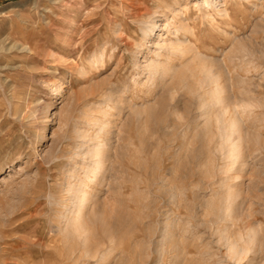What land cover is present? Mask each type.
Here are the masks:
<instances>
[{
    "label": "rangeland",
    "instance_id": "1",
    "mask_svg": "<svg viewBox=\"0 0 264 264\" xmlns=\"http://www.w3.org/2000/svg\"><path fill=\"white\" fill-rule=\"evenodd\" d=\"M250 226L264 264V0H0V264H239Z\"/></svg>",
    "mask_w": 264,
    "mask_h": 264
},
{
    "label": "bare ground",
    "instance_id": "2",
    "mask_svg": "<svg viewBox=\"0 0 264 264\" xmlns=\"http://www.w3.org/2000/svg\"><path fill=\"white\" fill-rule=\"evenodd\" d=\"M207 1V0H206ZM204 2V1H203ZM207 3V2H206ZM206 10V9H205ZM205 16V15H204ZM150 27V26H149ZM182 42V41H181ZM181 42L180 41H176V42H173L174 43V45L175 46H173L174 47V49H177V50H182L180 47H179V44H181ZM245 51V50H244ZM243 51V52H244ZM240 52V51H239ZM200 60V59H199ZM202 60V59H201ZM151 64H152V62H150ZM200 64H203V62L201 63L200 62ZM205 64V63H204ZM160 65V64H159ZM148 67H149V64H148ZM157 66H154V68L152 69L153 70V72H156V70H157V68H156ZM203 67H205V66H203ZM200 68H202V66L200 67ZM159 69V68H158ZM164 69V68H163ZM163 69H162V71H163ZM203 70H200L201 72H202V81L200 80V78L198 77V81L200 80L201 82H205L206 83V85H207V82H213V85H211L210 83H208L209 84V86L211 87L210 89H209V95H210V97H211V100L213 101L212 103H214V101L215 102H217V105H218V103L219 104H221L222 103V98H221V95H220V91H221V87L220 86H218L217 84H216V77H217V75H215L214 73H210L212 70H208V69H210V68H207V67H205V68H202ZM161 71V72H162ZM213 72V71H212ZM212 74V75H211ZM214 75H215V77H214ZM181 79V78H180ZM182 79H184V78H182ZM186 80V79H185ZM199 81V82H200ZM241 81H243V80H241ZM180 82V81H179ZM196 83V82H195ZM194 83V84H195ZM198 83V82H197ZM218 83V82H217ZM201 84V83H200ZM249 84H250V82H249ZM205 85V84H204ZM220 85V84H219ZM243 85V84H242ZM244 85H246L245 84V82H244ZM198 86V85H197ZM199 87V86H198ZM197 87V88H198ZM196 88V87H195ZM188 89V88H187ZM194 89V88H193ZM196 91V90H195ZM194 93V92H193ZM225 101V100H224ZM228 101H229V98H228ZM171 102V101H170ZM227 102V101H226ZM245 102V101H244ZM243 102V100H242V102L241 103H244ZM250 102V101H249ZM247 104V103H246ZM250 104H251V102H250ZM249 104V105H250ZM213 105V104H212ZM198 106V105H197ZM227 107V106H226ZM254 107H256V106H254ZM242 108H244V104H243V106H242ZM224 109H225V107H224ZM251 109V108H250ZM253 109V108H252ZM224 112H226V111H224ZM219 113V112H218ZM225 114V113H224ZM219 115H220V113H219ZM218 115V117L217 118H219L220 119V116ZM223 115V114H222ZM224 117V116H223ZM233 118V117H232ZM237 118V117H236ZM222 119V118H221ZM238 119V118H237ZM236 119V120H237ZM236 120L235 119H231L228 123H227V125H226V128L228 129V131L229 132H227L226 130H224V135H225V133H229V134H234V132H238V131H240V129H238L237 131H236ZM238 121V120H237ZM239 122V121H238ZM222 124H224L223 123V121H222ZM219 127H221V126H219ZM221 130H223V127H221V129H220V132H221ZM226 131V132H225ZM231 131H234V132H232L231 133ZM219 132V133H220ZM222 133V132H221ZM221 133H220V135H221ZM239 133V132H238ZM229 134L227 135V137H229ZM219 135V136H220ZM224 135H223V138H224ZM219 136H218V138H219ZM226 136V135H225ZM83 138V137H82ZM229 138H231V137H229ZM228 138V139H229ZM241 138V137H240ZM239 138V139H240ZM87 139V138H86ZM221 139V138H220ZM219 139V140H220ZM228 139H226V141L228 140ZM222 140H225V139H222ZM218 142V141H217ZM237 142V141H236ZM239 142V141H238ZM228 143V142H227ZM220 145V144H219ZM227 146L229 145V144H226ZM223 147V146H222ZM226 147V146H225ZM224 147V148H225ZM237 147H239L238 145H237ZM236 147V143H233L232 145H231V147L229 146V147H227L226 149H228V148H230L229 149V152L231 153V154H233V153H235V152H237L235 149L237 148ZM101 147H100V145L99 144H95V145H93V147L91 146V148H90V150H88L87 152L89 153V157H90V163L91 164H89L88 166H87V168H86V172H87V175L86 176H89V175H91V173L92 174H94L97 170H98V168H99V166H100V164H101V149H100ZM225 149V150H226ZM240 151V150H239ZM87 153V154H88ZM223 154V153H222ZM228 154V153H227ZM85 156V155H84ZM229 157H230V155H228ZM227 156V157H228ZM226 157V158H227ZM233 157V156H232ZM235 158L236 157H238L237 156V154L235 153V156H234ZM234 157H233V159H234ZM231 159V158H230ZM92 176V175H91ZM80 182H77L76 184H73L72 186H70L68 189L71 191V193H72V195H71V199H77V210H76V213H75V215L73 216V218L71 219V221H70V223H68L69 224V229L67 230L66 228H65V230H67V232H66V237H72V238H74V239H77L76 241H77V247L76 248H78L77 250H80L79 252H80V256H82L83 254H85L86 252H87V240H88V234H87V226H86V224L84 223V221H82L81 220V209H82V207H83V203L85 202V199H87L88 198V195H87V191L86 190H84V187H82L81 185L82 184H79ZM83 183V182H82ZM220 185V184H219ZM253 185V184H252ZM254 186V185H253ZM229 188V187H228ZM227 188V189H228ZM67 189V190H68ZM86 189V188H85ZM226 190V189H225ZM229 190V189H228ZM228 192V191H227ZM233 192V191H232ZM231 195V194H230ZM226 199L227 198H229V194L227 193L226 194ZM230 197H232V195L230 196ZM225 197H223V199H224ZM230 199V198H229ZM228 200V199H227ZM233 201V200H232ZM75 204V203H74ZM228 204H229V202H228ZM231 204V203H230ZM227 205V204H226ZM229 206V205H228ZM231 206V205H230ZM229 206V207H230ZM234 207V206H233ZM227 208V207H226ZM228 209V208H227ZM232 209V208H231ZM231 211V210H230ZM75 212V211H74ZM227 212H229V211H227ZM230 214V213H229ZM234 215V214H233ZM245 215V214H244ZM228 216V215H227ZM101 217V216H100ZM119 217V216H118ZM226 217V216H225ZM230 217V216H229ZM69 219V218H68ZM230 219V218H229ZM246 219V218H245ZM223 220V219H222ZM226 220V219H225ZM238 220V219H237ZM218 221H221V220H218ZM232 221V220H231ZM100 223L101 224H105V218L104 219H102L101 218V221H100ZM218 223V222H217ZM248 223V222H247ZM247 223H246V225H247ZM214 224V223H213ZM114 225V224H113ZM67 226V225H66ZM104 226V225H103ZM112 226V224H109L108 223V225H107V228H106V231H109ZM245 226V225H244ZM225 227V226H224ZM251 227V228H250ZM249 228L248 227H245V228H248V229H246L245 230V228H244V232H236V234H231V232L230 233H228V232H222L225 228H223V230L222 231H220V233H218V234H216V241H214V244H215V242H216V244H218V246L220 247V248H222V250H223V255H224V257L226 258V259H229L230 261H233L234 263L235 262H239V264H240V262L241 261H243V260H246V261H250L251 260V258H252V256L257 252V237H256V230L257 229H255V227H253V226H250ZM253 227V228H252ZM62 228V227H61ZM116 229V228H115ZM242 229V228H241ZM64 230V231H65ZM104 230V229H103ZM220 229H218L217 231H219ZM243 230V229H242ZM114 231V230H113ZM112 232V231H111ZM108 234V233H107ZM64 235V234H63ZM168 235V234H167ZM260 236V235H259ZM168 237V236H167ZM261 237V236H260ZM258 239H261V238H258ZM215 240V239H214ZM260 241H262V240H260ZM264 241V240H263ZM260 243V242H259ZM261 245V244H260ZM260 245H259V247H260ZM258 247V248H259ZM97 250V249H96ZM264 251V250H263ZM96 253V252H95ZM249 254H253L252 256H251V258L249 259L248 258V255ZM256 255V254H255ZM254 257V256H253ZM253 259V258H252ZM253 261V260H252ZM262 261V260H261ZM3 262V261H2ZM219 262V261H218ZM218 262H217V264H218ZM225 262V261H224ZM1 263V262H0ZM216 263V262H215ZM251 263V262H250ZM261 263V262H260ZM264 263V262H263ZM233 264V263H232Z\"/></svg>",
    "mask_w": 264,
    "mask_h": 264
}]
</instances>
